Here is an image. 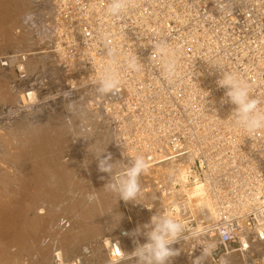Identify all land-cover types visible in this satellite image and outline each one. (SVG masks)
<instances>
[{
	"label": "bare ground",
	"instance_id": "bare-ground-1",
	"mask_svg": "<svg viewBox=\"0 0 264 264\" xmlns=\"http://www.w3.org/2000/svg\"><path fill=\"white\" fill-rule=\"evenodd\" d=\"M99 1L90 0L89 3L91 14L97 12L100 14V17L93 22V26L104 28L106 33H109V29H113L114 23L112 19H104L107 11L103 15L100 13ZM139 8L138 3L125 7L121 15L132 17L139 12ZM104 9L107 10V8ZM148 17H151L150 14L141 13L140 16L135 17L137 19L134 22L141 27L142 24L148 25L150 19ZM54 19L55 0H0V102L3 104L15 103L17 106L20 104L26 106L36 101L34 95H37L32 88L29 90L26 88L25 92L23 90L26 82H29V76L31 78L30 74L34 72L39 71V76L46 75L52 79H57V75L61 73L66 78L65 82L68 81L69 78L66 77V71L61 64V54L56 52L53 47L52 26ZM99 20L101 23H98ZM142 33L143 31L138 34L128 33L127 43H122V40L119 39L118 46L125 44L129 49L136 51V46L144 41ZM99 38L111 42L103 31L100 32ZM22 54L25 56L24 61H20ZM168 54V58L174 59L171 53ZM139 61L146 62L147 58L140 56ZM3 63L8 66L9 73L6 71V67H3ZM99 64L100 62H95L94 66L99 68ZM16 66L22 69V75H15L13 70ZM216 69L219 71L220 78L222 72H226L221 66H217ZM109 71L114 73L110 64L104 71V75ZM140 75V71H135L129 80V85L136 87V80ZM24 76H28L27 79L21 80ZM14 77L16 81L13 80ZM260 81L254 82L253 86ZM17 82H21V84ZM105 82L106 80L96 85L82 84L81 88L78 86L79 89L75 97L62 102L64 107L62 110L59 107L61 111L64 109L72 111L71 116L63 111L67 118L62 121L64 116L59 117L61 120L58 119V124L55 123V126L51 124L50 118L53 117L49 110L48 119L40 120L41 123L43 122L42 125L32 126L34 120L32 123L28 121L29 124L27 120L30 115L27 114L26 117L20 115L25 117L21 118L23 120L21 128L15 129L14 126L8 133L0 131V158H3L0 161L5 160V166L8 163L15 165L22 162L21 165L23 164L22 171L19 169L20 177L18 176L20 188H17V183H14L16 188L12 186L13 184L3 183L2 185L0 183V264H131L130 261L122 259L124 252L130 253L134 248L132 237L125 233H130L138 225L148 222L151 215L161 210L167 211L174 218L183 222L188 229L203 233L201 239L198 240L201 241V244L206 241L214 242V257L208 258L205 264H264V240H259L255 234H250L244 229L237 233L234 241L222 246L218 237L209 231L217 224L220 233L226 232L225 225L222 226L216 220L219 214L217 207L226 202L228 204L239 202L241 205H247L248 201L245 196L230 195L227 187L216 191L202 180L195 179L192 171L193 154H198L209 148L204 129L195 133V136L200 139V145L195 147V143L192 141L191 149L193 150L191 152L154 166L155 168L148 165L147 171L141 176L142 192L137 203L127 202L126 212L117 210L116 198L118 195L103 188L106 179L101 180L100 177H107V174L98 171L97 161L92 153L106 148L114 160L126 162L141 154L135 151L134 147H130L132 150L127 148L125 142L124 144L119 141L118 135H122L121 131H124L131 137L145 136L147 131L143 130L144 128L138 123V118L128 115L127 118L130 119V122L123 118L122 114H118L117 109L125 112L123 107L115 106L119 101L120 94L119 92L106 93L104 91ZM119 87L122 88V91L125 89V82L120 78ZM26 91H31L29 100H27ZM225 91L226 89L222 88L220 95H224ZM101 101H106V106L112 107L111 116L112 113L118 117L121 116L119 131L114 129L111 117ZM151 103L153 102H146L147 105ZM70 105L71 107H69ZM261 106L264 108V98H262ZM223 107V117L228 112H233L235 108L230 103H224ZM59 109L57 111H60ZM37 114L35 115L38 116ZM56 116L58 118V115ZM214 117L217 119L216 115ZM26 129L35 131L26 133L24 132ZM68 133V139L70 137L71 143L76 145V149L72 151V157L64 160V155L61 156L60 153L44 157L48 153L49 146H53V151L57 153L58 145L62 146L67 143L66 134ZM29 134H33L35 140L31 136V138L28 137ZM10 139L13 140V143L14 139L17 140L16 147L11 145L12 142L10 144ZM32 145H39L43 157L37 160L29 156L28 153H33L29 152ZM140 147L143 150L149 148L148 142L144 141ZM253 147H256L254 139L241 138L240 143L233 149L230 160L227 158L207 160L208 172L214 177L226 180L238 175L241 169L252 168L258 164V158L251 153ZM77 148L81 154L79 159L74 158ZM9 160L10 162H8ZM232 161H247V163ZM48 162L53 165V169L49 171L46 168ZM151 172H155L153 180L148 178L147 173ZM5 177L4 175L0 179H7ZM159 182L162 187L157 186ZM176 184L178 187L175 186ZM11 186L13 189L15 188L13 192H11ZM10 196L13 198L11 205L7 200L11 198ZM67 200H70L69 203H73L75 208L73 215H70V220L67 218V210L65 211L64 206L61 208L53 206L58 202L59 206H62L61 204L67 203ZM140 205L143 206L142 210L137 208ZM13 216L14 220L12 221L11 217ZM17 217L21 218L19 222H16L15 218ZM12 224L17 227L20 225L19 232L21 231V233L14 237L16 241L20 240L17 242V246L13 245L15 250L9 251L6 239L2 236L5 227ZM83 241L88 242L82 246L79 242ZM140 242H144L143 237H140ZM195 242V240L189 239L181 240L175 244L173 247L180 249V254L173 259L172 264H184L185 262L187 264L192 250L194 251L196 248ZM218 245L221 246L218 247ZM115 252L119 253V256H116ZM200 254L201 251L197 256Z\"/></svg>",
	"mask_w": 264,
	"mask_h": 264
},
{
	"label": "built area",
	"instance_id": "built-area-1",
	"mask_svg": "<svg viewBox=\"0 0 264 264\" xmlns=\"http://www.w3.org/2000/svg\"><path fill=\"white\" fill-rule=\"evenodd\" d=\"M111 2L99 1L102 15ZM89 3L90 0H55L53 47L61 54L62 67L70 79L67 81L69 88L73 90L82 84L96 85L107 80L104 71L110 64L114 73L125 82L123 91L119 87L120 97L115 105L123 107L125 112L117 109L118 114L127 121H130L128 115L138 118V123L147 131L145 136L133 137L121 131L118 139L125 142L127 148L134 147L152 168L191 152L192 141L195 147L200 145L195 133L204 129L209 148L193 154L195 179L216 191L227 187L230 195L245 196L248 201L247 205L226 202L217 207L216 220L227 229L220 233L216 224L209 229L210 233L218 237L222 246L234 241L237 233L244 229L264 240V131L249 136L236 123L234 112L223 117L224 95H220L222 88L217 83L220 74L216 69L221 66L226 72L237 74L249 84L250 95L262 102L264 0H125L126 7L138 3L139 12L132 17H113L106 13L104 19H112L114 23L109 33L93 26L100 14H91ZM141 13L151 16L148 17L149 24H142V27L134 22ZM101 31L112 43L99 38ZM141 31L144 41L136 46V51L125 44L118 46L119 39L127 43L128 33ZM160 42L167 45L163 52L157 49ZM168 53L174 59L168 58ZM140 56H145L147 61L140 62ZM130 57L136 58L137 70L128 66ZM24 58L20 55V61ZM171 60L176 63V75L172 79L165 73V65ZM95 62H100L99 68L94 66ZM15 71L21 74L22 69L16 66ZM135 71H140L141 75L136 80L137 86L132 87L129 80ZM30 93L26 91L27 100ZM148 101L153 103L147 105ZM102 102L114 129L119 131L121 116L113 113L111 116L112 107L106 106V101ZM243 137L255 140L256 147L251 153L258 158V164L241 169L232 179L210 175L207 160H230L233 149ZM144 141L148 142L149 148L143 150L140 146ZM157 186L162 187L160 182ZM142 207L140 205L138 209L142 210ZM115 255L119 256V253L115 252Z\"/></svg>",
	"mask_w": 264,
	"mask_h": 264
},
{
	"label": "clouds",
	"instance_id": "clouds-1",
	"mask_svg": "<svg viewBox=\"0 0 264 264\" xmlns=\"http://www.w3.org/2000/svg\"><path fill=\"white\" fill-rule=\"evenodd\" d=\"M125 7V0H112L106 11L110 16L119 17ZM166 48L167 45L163 42L157 45L159 51L163 52ZM128 66L133 70L139 68L135 57L128 59ZM165 73L170 79L175 77L174 60L166 63ZM106 75L104 91L110 94L117 93L118 75L110 71ZM217 83L219 87L226 89L222 102L235 106L233 112L238 126L249 136L264 131V110L260 107L261 100L250 95L249 84L232 72H222ZM92 154L97 161L98 171L107 174V177H100L101 180L106 179L103 188L118 195L120 201L137 203L142 192L141 176L148 169L145 157L137 155L126 162H121L114 160L106 148ZM125 235L132 237L134 248L130 253L124 252L123 260L130 261L131 264H172L173 259L180 254V249L173 246L181 240H200L203 233L188 229L183 222L161 210L151 215L148 222L138 225ZM140 237L144 238L143 243L140 242ZM200 248L201 254L192 260V264H205L208 258L213 256L215 245L214 242L206 241Z\"/></svg>",
	"mask_w": 264,
	"mask_h": 264
},
{
	"label": "rangeland",
	"instance_id": "rangeland-1",
	"mask_svg": "<svg viewBox=\"0 0 264 264\" xmlns=\"http://www.w3.org/2000/svg\"><path fill=\"white\" fill-rule=\"evenodd\" d=\"M20 53H22L21 51H20ZM4 65H3V67H6V71H8L7 70V68H8V66L5 64V63H3ZM6 65V66H5ZM16 67H14V69H15ZM5 71V72H6ZM13 72H15L16 73V71L15 70H13ZM8 73H9V71H8ZM22 73V72H21ZM14 74V73H13ZM15 75H22V74H15ZM24 75V74H23ZM28 75V74H27ZM31 75V78H30V76H29V82L27 81L26 82V86L25 87H23V90H24V92H25V89L27 88L28 90H29V88L31 89H33L35 92H36V95L37 96H35L34 95V100H36V101H34V103L32 104H29V105H26V106H23V105H18V106H20V107H18L17 106V104L15 105V103H12V104H9V105H6L5 103L3 104V102H0V129H2V130H0L1 132H5V133H8V132H10L12 129H13V127L15 126V129L17 128V129H19V128H21V124H23V120L21 119V118H25L26 117V115L27 114H29L30 116H29V118H28V120H27V122L29 121L30 123H32L33 122V120H34V123H32V124H34V125H32V126H39V124H41L42 125V123H41V121H46L47 119H48V116H47V114H48V112H49V110H50V115L53 117V118H50V121H52V125H54L55 126V123L56 124H58L57 123V121H58V119H59V117H62V116H64V118L62 119V121H64V119H66L65 118V113H68L69 114V116H71V114H72V111H70V110H67V109H64L63 111L65 112H63V111H61L64 107H63V105H62V102L64 103L65 102V100H70L71 98L73 99L74 97H75V94H76V92H77V90L79 89V87L81 88L82 86H79L76 90H72V89H70L69 88V86L67 85V81L65 82V80H66V78L64 77V76H62L61 75V73H59V75L61 76V78H60V76L59 75H57V79H52V78H48V76H46V75H43V76H39V71H37V72H34L33 74H30ZM28 77V76H27ZM27 77L26 76H24L23 78H21V80H23V79H27ZM59 77V78H58ZM16 78H17V76H16ZM63 78V79H62ZM60 79V80H59ZM62 79V80H61ZM14 81H16V79H15V77H14V79H13ZM20 80V79H19ZM59 80V81H58ZM13 81V82H14ZM17 83H19V84H21V82H17ZM26 89V90H27ZM74 95V96H73ZM59 103V104H58ZM47 105V106H46ZM51 105V106H50ZM23 106V107H22ZM9 107V108H8ZM46 107V108H45ZM49 107V108H48ZM51 107V108H50ZM59 107L61 108V110L59 109ZM41 109H42V111H44V112H46V113H44L43 112V114H42V111H41ZM48 109V110H47ZM60 110V111H57V110ZM22 110V111H21ZM66 110V111H65ZM35 111H37V112H35ZM51 111H52V114H51ZM57 112H58V114H57ZM23 113V114H22ZM31 113V114H30ZM37 113H40V114H37ZM62 113H63V115H62ZM25 114V115H24ZM34 114V115H33ZM35 114H37L38 116H36ZM42 114V115H41ZM20 115H23V116H25V117H22V116H20ZM46 115V116H45ZM54 115V116H53ZM56 115H58V118H56L57 116ZM56 116V117H55ZM39 119H38V118ZM47 117V118H46ZM44 118V119H43ZM37 119V120H36ZM41 120V121H40ZM61 120V118L59 119V121ZM12 121V122H11ZM15 121V122H14ZM21 121V122H20ZM35 121H37V122H35ZM56 121V122H55ZM14 122V123H13ZM28 122V123H29ZM40 122V123H39ZM54 122V123H53ZM15 123H17V124H15ZM29 123V124H30ZM35 123H37L36 125H35ZM21 125V126H20ZM17 126V127H16ZM20 126V127H19ZM48 127H50V124H48ZM48 127H46L47 129H49ZM36 128V127H35ZM52 128V127H51ZM10 130V131H9ZM35 130H33V132H34ZM24 132H26V133H31L32 131L31 130H29V129H26ZM32 132V133H33ZM33 134H29L28 135V137H32L33 138V140H35L34 139V136H32ZM66 136H67V138H66V140H67V143L66 144H63L62 146H60V145H58V147L57 148H59V149H57L56 151H57V153L55 152V151H53L54 150V148H53V146H49L48 148L49 149H47V151H48V153L46 154V155H44V157H49L48 155H50V156H53V154L55 155V154H57L58 155V153H60V155L61 156H63L64 155V160L65 159H69L70 157H72V151H73V149H76V145H73L72 143H71V139H70V137H69V139H68V136H69V133L68 134H66ZM30 137V138H31ZM29 138V139H30ZM14 141L16 142V144H15V142L13 143V140L11 141V139H10V144H11V142L13 143V144H11L12 146H14V147H16V145L18 144V142H17V140L16 139H14ZM50 143V142H49ZM15 144V145H14ZM73 145V146H72ZM32 146H35V145H32ZM30 147L29 148V152L31 151V152H33V153H28V154H30L29 156L30 157H34L35 159H40L41 157H43L42 155H41V149H40V147H38L37 145L35 146V147ZM75 146V147H74ZM32 149V150H31ZM52 149V150H51ZM36 151V152H35ZM64 151V152H63ZM70 151V152H69ZM77 152H76V154H75V157L74 158H76V159H79L80 157H81V154L78 152V148H77V150H76ZM67 152V153H66ZM37 153V154H36ZM33 154V155H32ZM38 155V156H37ZM56 155V156H57ZM80 156V157H79ZM68 157V158H67ZM2 158V157H1ZM0 158V159H1ZM5 158V157H4ZM3 159V158H2ZM62 159V160H63ZM35 161V160H34ZM61 161V160H60ZM1 163V165H0V177H2V176H6L5 178H7V179H3V180H1L0 179V183L3 185V183H9L10 185L11 184H13L12 186L13 187H17L18 186V182H19V173L22 171V169H21V167H23V164L21 165V163L19 162V164L18 163H14L15 165H13V163H8V162H10V160L6 163L7 165L5 166V160L3 161H0ZM3 163V164H2ZM10 164V165H9ZM12 165H13V167H12ZM20 165V166H19ZM19 166V167H18ZM25 166H26V164H25ZM52 166V167H51ZM5 167H7V168H5ZM13 170H11L10 168ZM46 168H47V170L49 171V170H52L53 169V165L52 164H50V162H48V164H47V166H46ZM4 169H7V170H4ZM21 171H20V170ZM28 170V169H27ZM12 171V172H11ZM13 172H14V174H13ZM16 173H18V174H16ZM154 173V174H153ZM12 174H13V176H12ZM148 174V178H151L152 180H153V178H155V172H151V173H147ZM147 174H146V176H147ZM153 174V175H152ZM10 175V176H9ZM12 176V177H11ZM19 176V177H18ZM14 178V179H13ZM154 181H155V179H154ZM14 183H17L16 185L14 184ZM11 186V187H12ZM13 187L11 188V192H13L14 190H15V188L13 189ZM17 188H20V186H18ZM20 190V189H19ZM50 193V192H49ZM13 195V194H12ZM11 197V196H10ZM12 198V197H11ZM7 199L8 200V202H10V205H11V202L13 201V198L12 199ZM117 200H116V202H117V210L118 209H120V211L122 210V212H126V210H127V208H126V203L124 202V201H120L119 200V197L117 196V198H116ZM9 200H11V201H9ZM70 202V200H67V203H63V204H61L62 206H59L60 205V203L58 202V203H56V205H53L54 206V208H61V207H63L64 206V208H65V211L67 210V212H66V215H68V217L67 218H69V220L71 219V216L73 215L72 213L75 211V208L73 207V203L71 204V203H69ZM68 203H69V205H68ZM53 204V203H52ZM116 205V204H115ZM11 208V207H10ZM71 208V209H70ZM138 208V207H137ZM71 215V216H70ZM16 219V222H19L20 221V219L21 218H19V217H17V218H15ZM11 220L13 221L14 220V216L13 217H11ZM72 222H73V220H71ZM16 227V228H15ZM19 227H20V225H18V227L17 226H15L14 224H12V225H10V226H6L5 227V229H4V234H3V236L2 237H4V239H6V246L8 247V249H9V251H13V249L15 250V246H17L18 244H17V242H19V241H16V239H14V237L15 236H17L18 234H20L21 233V231L19 232ZM22 227V226H21ZM14 228V229H13ZM6 230V231H5ZM8 230H9V232H8ZM14 231H17V232H14ZM19 232V233H18ZM5 233H7V234H5ZM36 237V236H35ZM12 238V239H11ZM10 239H11V241H10ZM13 241V242H12ZM196 242L194 243L195 245H196V248H194V251L192 250V252H191V254H190V258L187 260V264H192V260L199 254V251H201V249H200V247H199V244H201V241H198V240H195ZM86 242H88V241H86ZM86 242H79L80 243V245H82V246H84V243H86ZM217 241H215V243H216ZM11 243V244H10ZM199 243V244H198ZM217 244V243H216ZM13 245H15V246H13ZM86 245V244H85ZM221 245H218V247H220ZM199 247V248H198ZM200 249V250H199ZM199 250V251H198ZM8 251V252H9ZM214 257V256H213ZM186 263V262H185ZM184 263V264H185Z\"/></svg>",
	"mask_w": 264,
	"mask_h": 264
}]
</instances>
